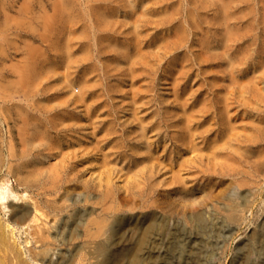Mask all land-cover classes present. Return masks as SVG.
I'll list each match as a JSON object with an SVG mask.
<instances>
[{"label":"rangeland","instance_id":"1","mask_svg":"<svg viewBox=\"0 0 264 264\" xmlns=\"http://www.w3.org/2000/svg\"><path fill=\"white\" fill-rule=\"evenodd\" d=\"M173 41L179 46L174 47ZM118 47L136 55L135 60L118 58ZM227 49L233 52L235 66L244 69L236 79L244 89L246 106L231 111L234 114L241 109L232 119L235 126L233 139L226 140L228 153L217 161L211 159L208 144L217 133L205 132L207 123L198 126L196 134L197 125L193 119L187 123L186 115L193 117L204 100L208 105L207 82L221 64L212 55ZM240 55L245 58L243 63ZM28 64L39 75L36 88L26 94L33 84H22L19 74ZM261 71L264 0H0V94L11 97L10 103L25 105L30 100L31 104L34 98L41 100L42 109L48 103L47 108L60 111L57 113L75 114L72 121L53 128L50 150L39 152L47 165L57 163L64 178L76 174L79 182L97 184L78 189L90 198L77 206L83 205L99 220L125 217L126 232L119 249L138 238L147 213L153 211L161 220L168 218L149 231L142 264H264ZM250 75H255L253 84ZM152 77L154 87L149 91ZM229 78L217 73L215 80L232 85ZM85 81L88 85L81 88ZM194 99L201 103L195 105ZM199 113L203 120L206 114ZM0 118L4 136H8L3 116ZM141 134L145 141H138ZM147 148L150 152L145 153ZM146 154L153 157L147 167ZM57 158L63 160L64 167ZM234 160L238 166L233 165ZM3 167L2 193L7 194L6 189L19 195L28 192L42 202L50 195L52 198H47L58 197L39 193L36 186L25 189L18 182L21 175ZM151 173L156 186L149 194L146 177ZM106 180L111 181L114 195L105 198ZM235 180L242 181L236 190L246 197L240 195L236 210L231 212L227 194ZM186 186L188 191L183 190ZM164 199L174 204L167 205ZM13 200L14 204L22 202ZM6 202L10 205V200H5L4 206ZM74 206L71 203L67 209ZM8 208L0 206L1 221H10L23 248L38 247L30 237L31 242H26V225L11 222ZM195 216L212 222L209 226L196 224Z\"/></svg>","mask_w":264,"mask_h":264},{"label":"bare ground","instance_id":"2","mask_svg":"<svg viewBox=\"0 0 264 264\" xmlns=\"http://www.w3.org/2000/svg\"><path fill=\"white\" fill-rule=\"evenodd\" d=\"M131 3L134 4V2ZM241 40H245V39L241 38ZM171 43L174 45V47L179 46V44H177L176 41H173ZM223 51H222L223 53L220 51L218 53L216 52L212 55L213 58L211 57L213 60L216 59L217 63H221V64L217 65V68L219 69L216 70L215 74H213L212 76L210 75L211 80L207 82L208 83L207 91L209 96L207 100L208 105H205V100H204V102L202 103V105H204L203 106L204 108L203 107H202L203 109L200 108V111H203V113H205L206 115H204L203 120H201L198 116L200 115L199 110L194 111L193 117L186 115L187 123L191 122V120L193 119L194 126L197 125L194 129L195 133L198 131L199 127L207 123L208 125L204 129L205 132L217 133L215 139H211L210 142L208 141L210 147L209 153L211 154V159H216L217 161H220L221 159L224 160L223 155L228 153V152L225 153L226 145H227L226 140L233 139V136L231 135L232 134L231 130L235 126V124L232 122V119L237 118V115L239 114L241 109L235 110L234 114H232L231 111L234 108H238L241 104L246 106V101L244 99V93H243L244 89L240 87V85H238L239 80L236 79V77L240 76L241 73H245L243 71L244 69L238 67L237 65L235 66L234 63L235 57L233 56V52H230L228 49ZM116 54L117 57L121 59L122 57H125L130 60H135L136 57V55L134 56L132 52L131 54H129V52H127L126 50L123 51L121 47L117 48ZM240 56L242 58L241 62L243 63V59L245 60V58L242 55ZM115 63H117L118 66L119 64L118 61ZM133 63L134 62L132 61L131 64ZM261 72L263 74H262V78L260 77V80L264 78V72L263 71ZM217 73H221L224 76H229L232 85H221L219 81L215 80ZM38 75L39 73L36 70V68L30 64L26 66L23 74H19V79L22 82V84L26 85L29 82H32L33 84L31 85L30 89H27L25 91L26 94H28L31 91L32 87L33 89L36 88V85L38 84L36 82ZM250 76L252 79L249 80L250 84H253L252 82L255 83L254 81L255 75L254 76L250 75ZM151 80L152 81H149V89H150L149 91H152L154 87V78L152 77ZM87 85L88 84L85 81L82 83L81 88H85V86ZM15 88L13 89L14 91ZM22 89L24 91L25 87H22ZM222 90L226 91L223 95L220 94ZM78 91L82 92L80 88L78 89ZM6 97H7L6 94H0V98L2 99L0 102V110L3 109L4 111V114H1L3 116L2 120H4L5 125H7L6 130L8 131L7 132L8 136L7 135L4 136L5 134L2 131L3 127L2 125H0V172L4 168L3 166H7L9 173L21 175V177L18 178V182L19 184L24 186L25 189L27 188L31 189V187L36 186L38 190H41V192L39 193L45 194L50 192V193H54L56 196L58 195V197L54 199H49L52 198L50 197L51 195L49 193L50 196H47L49 198L46 197V201H43L45 204H43L41 200L36 199V196L35 198L30 197L28 192H24V193L22 192V194L19 195L17 192L15 193L12 189L10 190L8 186L6 187L9 189V193L6 189V192L8 194L7 195L5 193H2L0 189L1 208L9 206L10 209L9 208L7 210L4 209V211L6 210L7 213L8 211L11 212L9 217L11 222L14 221L16 224L22 225L23 227L24 225H26L27 228L24 230V233H27V237H25V239L27 238L26 239L27 243L31 242V239L30 241L28 239L30 237L33 239L32 241H34V246L35 243L36 245L37 243L39 244L38 247H33L32 245H30L27 246V248H23L24 245L21 246V243H18L13 227H10V221L9 223H4L3 221H1L2 218L1 217L0 218V264H142L143 259L145 257L143 252V246L144 243L146 242V237L149 234V231H152L154 226H158V225L160 226V222L163 221V219L167 220L168 218L167 219L163 218L161 220V218H159L155 212L152 211L147 213L143 219V224H142L143 231H141L140 234L137 233L138 238L135 237L136 239L134 243H132L133 245L129 243L125 248L119 249L122 245V238L125 237V232H126V226L124 225L126 220L125 217L118 216L115 217L110 222H108L106 219L99 220L98 217L96 218L94 215H93L94 217L90 216L91 212L88 211L87 208H83L82 207L83 205L81 207L80 205L77 206L82 202L83 199L84 202L86 203V200L90 198L88 194L85 196V193L83 191H79L78 189L88 188L91 186L94 187L97 184L91 185L89 183V180H85L84 182H79L78 181L79 176H76L75 173H73L75 175L68 180L62 176L61 172L57 168L58 167L56 165L57 163L53 164L49 162V164L47 165L46 162H44L45 158L44 160H42L43 158H41L42 157L41 152L43 150L45 151L46 149L50 150V147L53 145V143H51L55 139V136H53L52 134L53 128H55L56 126H61L62 124L65 125L66 124L65 122L67 121L69 122L72 121L73 119H75V114L63 115L57 113L60 111L53 110V108L51 109L47 108L49 106L48 103L46 104V108L42 109L41 100H37L34 98L31 104L28 103L30 100H26L29 98L24 99L28 102L25 105H23L21 103H17V101L15 103H10L12 101V98L9 97V99H7ZM194 100L196 101L195 105L201 103V101L199 102L196 99ZM206 116H210V118H206ZM167 120L169 119L167 118ZM144 121L141 119L142 123H144ZM159 127L160 125L157 126L156 128ZM151 128L152 129L155 128L154 124H151ZM143 129H145V127H143ZM15 132L16 134H14ZM200 134L201 136H203L202 133ZM137 138H139L138 141H140L143 138H145V136L141 134ZM148 139L149 138H147V140ZM224 140L225 142H223ZM17 141H19L20 143L19 146L17 145L19 144ZM195 145L196 144H194V146ZM18 147L20 148L18 149ZM40 149L42 150L41 152H39ZM147 149L148 150H146L145 153L150 152V149L149 148ZM234 152L236 153L237 151L235 150ZM57 154H60L59 151ZM59 156L61 158V155ZM143 158L146 162L145 166L147 167L148 163H150L151 161L150 159H152L153 157L146 154ZM82 159L84 158L82 157ZM48 160L46 159V161ZM62 162L63 160L59 161L60 164ZM90 164L94 165L91 162ZM237 164H238L237 161L234 160L233 165H237ZM261 164H260L261 167L260 169L264 167V165L262 166ZM64 166L65 165H63V167ZM92 167L93 166H91L90 169H92ZM92 172L96 173V170L93 168ZM94 173L92 174L93 176ZM98 175L101 174L99 173ZM152 177H153L152 173L150 175H147L146 177V180L148 181L146 193L149 192V194L150 192L155 190V186H156V184L152 182L151 179ZM207 177H209V175ZM3 178L4 176L1 178L2 181ZM105 182H106L105 183L106 191L104 190L105 191L104 196L106 198L109 195L112 194L114 195V189L113 186L110 185L111 181L106 180ZM236 182L237 181L235 180V183H232V185L229 184L231 186L230 187L231 191L227 194L228 200L230 201L229 204L227 205V208L230 209V211L236 210V206H237L236 199L240 195H242V197H246V195L241 194L236 190L238 184L240 187L241 185H243L241 184L242 181H239L238 183ZM99 186H101V184ZM130 187L131 185L128 186V189ZM70 190H73L72 192L74 193H71ZM183 190L188 191L189 187L186 186L183 188ZM141 194L142 193H140V195ZM15 198L17 200L22 199L21 204L11 203L12 201H14L13 199ZM5 200H10V205H7L8 202H6V205L4 206ZM163 202L166 203L167 205L170 204V206L174 204V202L171 200L168 201L164 199ZM71 203H73L76 206L72 207L71 209H67L69 208L68 205H70ZM195 220H196V224L203 223L204 226H206L208 222L209 223L212 222V221L211 222L208 221L207 218H204L202 216H195ZM135 224H137V222ZM134 228L135 227L133 226L131 230L133 231V233L135 232ZM25 247H26V243H25Z\"/></svg>","mask_w":264,"mask_h":264}]
</instances>
